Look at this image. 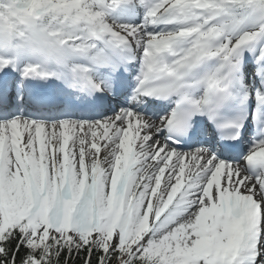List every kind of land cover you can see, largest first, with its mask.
<instances>
[{"label": "snow or ice", "instance_id": "1", "mask_svg": "<svg viewBox=\"0 0 264 264\" xmlns=\"http://www.w3.org/2000/svg\"><path fill=\"white\" fill-rule=\"evenodd\" d=\"M0 264H264V0H0Z\"/></svg>", "mask_w": 264, "mask_h": 264}]
</instances>
